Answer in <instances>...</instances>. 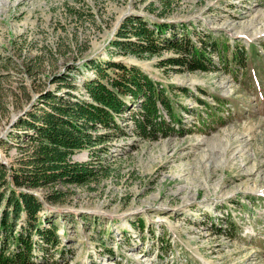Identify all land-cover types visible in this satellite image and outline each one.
Here are the masks:
<instances>
[{
  "label": "rangeland",
  "instance_id": "obj_1",
  "mask_svg": "<svg viewBox=\"0 0 264 264\" xmlns=\"http://www.w3.org/2000/svg\"><path fill=\"white\" fill-rule=\"evenodd\" d=\"M131 18L186 28L195 42L207 33L231 49L245 47L247 66L236 75L225 67L169 73L159 63L175 53H117L113 42ZM109 61L188 89V96L172 95L187 132L146 141L130 125L127 138L99 155L91 184L54 188L66 194L59 203L47 200L51 188L22 189L57 225L64 256L54 259L264 264V0H0V161L17 165L26 132L20 124L47 108L51 95L86 98L84 82L95 78L90 65ZM67 76L76 88L59 92ZM89 159L88 152L74 156ZM11 189L19 190L1 186Z\"/></svg>",
  "mask_w": 264,
  "mask_h": 264
},
{
  "label": "trees",
  "instance_id": "obj_2",
  "mask_svg": "<svg viewBox=\"0 0 264 264\" xmlns=\"http://www.w3.org/2000/svg\"><path fill=\"white\" fill-rule=\"evenodd\" d=\"M113 46L115 52L135 57L175 53L159 63L169 73H211L225 67L236 75L246 68L249 55L245 47L231 49L228 41L210 34H198L195 42L186 28L179 33L165 23L150 27L140 18L123 23ZM90 67L95 78L84 82L86 98L70 92L51 95L47 108L19 126L26 132L20 136L24 145L17 165L8 168L0 161V207H5L0 215V264H61L54 258L64 256L57 225L43 214L44 203L22 189L51 188L47 200L59 203L66 194L54 188L91 184L99 171V155L108 153L114 139L127 138L130 125L132 135L146 141L187 132L172 95L188 96V89L164 84L138 66L121 62ZM61 81L59 92L76 88L68 76ZM80 152H88L90 159L75 161ZM9 182L19 190L2 191Z\"/></svg>",
  "mask_w": 264,
  "mask_h": 264
}]
</instances>
